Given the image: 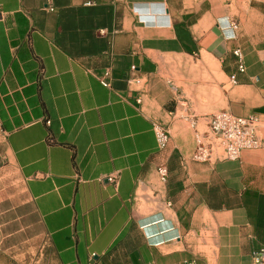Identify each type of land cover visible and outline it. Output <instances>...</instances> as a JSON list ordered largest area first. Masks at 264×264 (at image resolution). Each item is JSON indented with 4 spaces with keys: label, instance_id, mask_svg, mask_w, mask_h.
Segmentation results:
<instances>
[{
    "label": "crops",
    "instance_id": "crops-1",
    "mask_svg": "<svg viewBox=\"0 0 264 264\" xmlns=\"http://www.w3.org/2000/svg\"><path fill=\"white\" fill-rule=\"evenodd\" d=\"M0 11V264H252L264 249V0ZM211 109L255 117L261 146L190 161L187 125Z\"/></svg>",
    "mask_w": 264,
    "mask_h": 264
},
{
    "label": "built area",
    "instance_id": "built-area-1",
    "mask_svg": "<svg viewBox=\"0 0 264 264\" xmlns=\"http://www.w3.org/2000/svg\"><path fill=\"white\" fill-rule=\"evenodd\" d=\"M4 19V13L0 11V22ZM238 60V71L243 72L241 54L238 50L233 52ZM105 73L100 79L104 87H109ZM230 81L235 83L234 76ZM190 128L194 134V149L189 160L195 163H213L217 161L236 160L243 150H254L261 146L258 132L257 119L250 117H236L225 111H218L205 116L201 122H190ZM153 132L157 149L165 150L169 141V135L160 124H153ZM157 175L161 182L167 179L165 166L157 168ZM117 176H109L107 180L116 183ZM252 264H264V249H260L252 256Z\"/></svg>",
    "mask_w": 264,
    "mask_h": 264
},
{
    "label": "rangeland",
    "instance_id": "rangeland-1",
    "mask_svg": "<svg viewBox=\"0 0 264 264\" xmlns=\"http://www.w3.org/2000/svg\"><path fill=\"white\" fill-rule=\"evenodd\" d=\"M201 79L204 81H208V78L206 77L205 74L201 75ZM214 81L219 82L220 79L218 78L217 74L213 70H211V85L213 84ZM217 96H218V91L216 90L215 87L211 86V108L215 105ZM215 112L218 111L211 109V114ZM187 126L188 128H190V124H188Z\"/></svg>",
    "mask_w": 264,
    "mask_h": 264
},
{
    "label": "bare ground",
    "instance_id": "bare-ground-1",
    "mask_svg": "<svg viewBox=\"0 0 264 264\" xmlns=\"http://www.w3.org/2000/svg\"><path fill=\"white\" fill-rule=\"evenodd\" d=\"M204 62H205V63H210L209 60H207L206 58L204 59ZM204 62H203V63H204ZM210 64H211V65H210V66H211V70H216V64H215L212 60H211V63H210ZM215 72H216V71H215Z\"/></svg>",
    "mask_w": 264,
    "mask_h": 264
}]
</instances>
